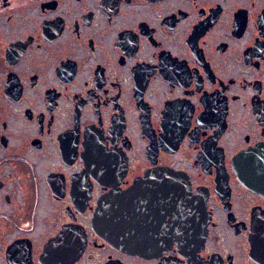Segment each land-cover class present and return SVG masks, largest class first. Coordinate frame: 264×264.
I'll return each mask as SVG.
<instances>
[{"label": "flooded vegetation", "instance_id": "obj_1", "mask_svg": "<svg viewBox=\"0 0 264 264\" xmlns=\"http://www.w3.org/2000/svg\"><path fill=\"white\" fill-rule=\"evenodd\" d=\"M0 264H264V0H0Z\"/></svg>", "mask_w": 264, "mask_h": 264}, {"label": "water", "instance_id": "obj_2", "mask_svg": "<svg viewBox=\"0 0 264 264\" xmlns=\"http://www.w3.org/2000/svg\"><path fill=\"white\" fill-rule=\"evenodd\" d=\"M108 242H110L112 245L116 246L117 248H120L125 251H129L133 249L132 241L130 238H119V237H108L105 238Z\"/></svg>", "mask_w": 264, "mask_h": 264}]
</instances>
